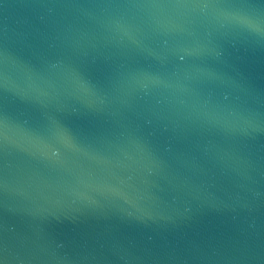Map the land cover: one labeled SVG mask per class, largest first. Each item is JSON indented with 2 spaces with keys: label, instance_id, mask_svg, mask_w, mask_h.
Returning <instances> with one entry per match:
<instances>
[{
  "label": "water",
  "instance_id": "1",
  "mask_svg": "<svg viewBox=\"0 0 264 264\" xmlns=\"http://www.w3.org/2000/svg\"><path fill=\"white\" fill-rule=\"evenodd\" d=\"M0 264H264V0H0Z\"/></svg>",
  "mask_w": 264,
  "mask_h": 264
}]
</instances>
